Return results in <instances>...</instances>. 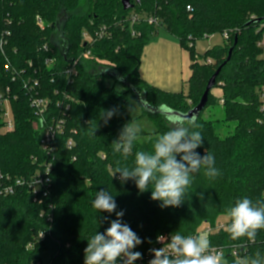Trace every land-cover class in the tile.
Here are the masks:
<instances>
[{"label": "trees", "instance_id": "obj_1", "mask_svg": "<svg viewBox=\"0 0 264 264\" xmlns=\"http://www.w3.org/2000/svg\"><path fill=\"white\" fill-rule=\"evenodd\" d=\"M135 10L158 18L160 23L143 20L131 26L127 17ZM38 16L44 28L37 24ZM258 19L262 21L254 22ZM263 23L264 0H141L130 10H124L121 0H0V88L11 86L17 94L12 101V132L4 129L0 106V173L30 176L38 168L33 159L44 158L39 146L40 133L34 127L36 115L24 88L25 77L13 82V74L25 69V76L36 75L42 83L41 95L54 100L57 89L70 93L73 101L68 129L77 131L75 149L70 151L63 145L54 166L52 237L27 250L34 234L47 226L41 206L33 202L25 189L0 198V264H84L87 240L96 231L104 232L110 221L116 219L115 213H99L92 207L102 188L114 196L117 211H124L122 221L142 239L143 243L134 249L142 253V258L158 244V237L176 232L185 236L205 233L212 247L225 249L223 264H235V254L253 255L258 250L264 254V229L258 230L255 243L246 238L234 241L224 231L228 223L225 212L237 199L246 196L254 203H264V109L259 94L264 85V52L258 46L264 33ZM106 25H110L107 34L97 38L96 34ZM160 29L178 38L190 53L192 73L187 92L159 89L139 73L144 47ZM225 31L229 37L224 44L203 55L197 52L194 44L198 39ZM85 33L94 40H87ZM119 38L125 41V48L115 45ZM236 38L238 43L234 46ZM45 45L53 49L57 65L44 64L50 55L40 49ZM232 47V58L214 87L220 88L221 94L211 91L208 104L214 98L223 101L227 119L243 126L235 134L221 137L215 123L203 118L205 110L197 119L204 144L196 151L201 155L205 149L211 152L220 175L210 180L201 169L195 174L184 202L168 208H161V202L150 199L151 189L139 193L134 181L122 184L118 173L112 178L117 161L131 167L135 151H152L156 138L169 128L165 115L149 112L144 104L187 113L199 103L209 79L225 62ZM125 50L134 53L129 56ZM86 51L91 56L81 60L78 76L69 83L61 75L62 69ZM99 59L116 63L125 75L102 65ZM106 78L114 84H106ZM116 83L128 89L144 114L153 117L159 127L155 136H138L127 160L114 152L112 142L122 127L133 121L134 108L130 97L118 90ZM113 107L118 114L104 124L101 112ZM70 136L66 135L65 140ZM238 143L243 157L253 154L255 159L261 155L254 174L250 164L242 166L246 173L235 166Z\"/></svg>", "mask_w": 264, "mask_h": 264}, {"label": "clouds", "instance_id": "obj_2", "mask_svg": "<svg viewBox=\"0 0 264 264\" xmlns=\"http://www.w3.org/2000/svg\"><path fill=\"white\" fill-rule=\"evenodd\" d=\"M117 114L115 107L106 109L101 112L100 119L107 124ZM167 120L169 128L156 138L152 151H135L131 167L121 166L117 161L112 173V178L119 174L122 184L134 181L139 193L151 189L150 199L161 202V208L179 207L189 195L195 174L201 169L210 180L220 175L214 155L206 149L204 155L196 151L204 144L196 114L173 112ZM140 132L138 123H126L112 142L114 152L127 160L133 154ZM92 207L99 213H115L116 219L110 221L104 232L96 231L87 240L84 264H134L142 259V253L134 249L143 241L122 221L124 211H117L114 196L102 188L97 191ZM225 216L228 223L224 225V231L234 241L246 238L255 243L258 230L264 229V203H254L249 197L237 199L226 210ZM214 249L207 238L176 232L167 237L166 245L149 249L153 258L148 264H223V250ZM235 255V264H264V254L259 250L253 255Z\"/></svg>", "mask_w": 264, "mask_h": 264}, {"label": "built area", "instance_id": "obj_3", "mask_svg": "<svg viewBox=\"0 0 264 264\" xmlns=\"http://www.w3.org/2000/svg\"><path fill=\"white\" fill-rule=\"evenodd\" d=\"M143 20L147 21L149 24L158 25L160 23L159 19L154 16L142 19L141 16L138 15L131 20V26H134ZM37 24L41 28H44V22L39 16L37 17ZM105 28H101L100 32L96 34L97 38L101 39L105 34H107V29ZM262 29L264 30V23L262 24ZM7 34L9 35L10 33ZM133 34H135V32ZM223 35L224 39L229 37V33L227 31H225ZM84 36L87 40H94V38L88 33H85ZM204 37H208V35H205ZM258 46L262 48L264 52V33L258 42ZM40 49L45 53L50 54L44 60V64L46 66L52 67L58 64L57 58L53 55L54 51L52 48H48V46L45 45ZM90 56L91 52L86 51L78 58L73 59L65 68L62 69L61 75L64 76L69 83H73L75 78L78 76V67L81 60L83 58H89ZM207 62H210V60ZM25 74V69L13 74L12 81L15 82L20 76L25 77L23 79L24 88L29 95L30 106L36 115L34 127L40 133L39 146L44 154V158L40 159L39 157H35L33 159V161L38 164V168L37 171L30 176L12 177L10 175L3 176V174L0 173V198L13 196L17 194L18 191L25 189L32 197L33 202L41 206V216L45 218L47 226L35 233L33 239L28 243L27 250H33L36 245L45 242L48 238L53 236L55 204L51 197V190L54 166L57 160V154L63 145L66 144L68 150L70 151L75 149L76 143L74 136L77 134V131L75 129H71L69 132L68 129V122L71 118V102L73 101L71 94L67 91L63 92L57 89L54 92L57 97L56 100L49 96L41 95L40 90L42 83L40 78L36 75L25 76ZM259 94L261 108L264 109V85L259 89ZM16 99L17 94L13 93L11 86L0 88L1 116L6 132H12L15 128L12 101ZM10 110H12L11 114L9 113ZM69 133L71 136L68 140H65L66 135ZM73 160H76V156L73 157ZM167 237L169 236H161V242L158 240V244L153 248H160L166 245ZM213 248H215L214 251L216 249L223 250L225 255L224 248ZM152 258V254L149 252L146 257L139 259L137 262H139L138 264H148L149 260Z\"/></svg>", "mask_w": 264, "mask_h": 264}, {"label": "rangeland", "instance_id": "obj_4", "mask_svg": "<svg viewBox=\"0 0 264 264\" xmlns=\"http://www.w3.org/2000/svg\"><path fill=\"white\" fill-rule=\"evenodd\" d=\"M135 5L137 6L138 4L135 2ZM141 16V18H146L147 14L144 12H138L137 10L131 12L128 15V19L127 20H132L133 18H135L136 16ZM106 27V28H105ZM102 28L105 29H109L110 25H106L103 26ZM111 30H113V28H111ZM168 32L164 29H160L157 33L158 34H164V33ZM165 33V34H166ZM110 34V33H109ZM164 34V35H165ZM224 44V35L221 32H216L213 34H209L208 37H203L200 38L196 41V43L194 44L195 49L198 51V53L200 55H203L207 50L217 46V45H222ZM117 47L118 46H122V47H126V43L125 41H123L122 38H119L117 41V44H115ZM126 54H128L129 56H132V54L134 53L133 50H125ZM101 64L110 68H114V69H118V65L116 63H113L109 60H101L99 59ZM120 70V69H118ZM120 72L122 74H124L123 70H120ZM125 75V74H124ZM106 84H114V81H112L110 78H106L104 79ZM115 87L118 90H122L125 91L126 94L130 97L132 104H133V121L132 122H136L140 125L141 127V132L139 134V136H155L158 134L159 132V127L158 124L156 122V120L151 117L148 114H144L142 106L139 104V102H137V100L135 98H133L132 94L128 91V89H126L123 85L116 83ZM185 92H187V87H185ZM212 92L216 95L221 94V89L220 88H214L212 90ZM9 110V109H8ZM9 113H12V110L9 111ZM203 118L206 120H210L212 122L215 123L216 129L218 131V133L220 134L221 137H225L228 134H235L237 129L242 127V123H240L239 121H233V120H229L227 119L226 116V112H225V104L223 103V101L219 100V99H212L211 102H209L207 108L205 109L204 113H203ZM8 119V118H6ZM248 126V124H247ZM239 142V141H238ZM256 146V145H255ZM243 149L240 150V146L239 143L237 145V150L234 153V161H235V166H237L238 170L242 168L243 165L245 164H250V172L252 171V173L254 174L257 171V167H255V165H258L259 160L261 158V155H259L257 158L254 159V155L252 154L249 158L247 157H243ZM242 173H246V170L244 169V167L242 168ZM222 220V218H220ZM206 226H204L203 228H205ZM202 228V229H203ZM199 236H202L204 238H206L205 233H201Z\"/></svg>", "mask_w": 264, "mask_h": 264}, {"label": "crops", "instance_id": "obj_5", "mask_svg": "<svg viewBox=\"0 0 264 264\" xmlns=\"http://www.w3.org/2000/svg\"><path fill=\"white\" fill-rule=\"evenodd\" d=\"M164 34H155L144 47L139 73L146 82L159 89L185 92L192 73L190 53L178 38Z\"/></svg>", "mask_w": 264, "mask_h": 264}, {"label": "water", "instance_id": "obj_6", "mask_svg": "<svg viewBox=\"0 0 264 264\" xmlns=\"http://www.w3.org/2000/svg\"><path fill=\"white\" fill-rule=\"evenodd\" d=\"M121 2H122V6H123L124 10H130V9H133L135 7V2L137 4H139L141 2V0H121ZM261 21H262V19H258V20L254 21V22L259 23ZM252 23L253 22H250L249 24H252ZM237 43H238V38L235 39L234 46ZM233 51H234V47H232L230 49L228 57L225 60V62L221 66H219V68L216 70V72L209 79V81L207 83L206 90H205L203 96L201 97L199 103L194 108L189 110L187 113H189L190 115L192 113H195L196 116H197V119H198V117L201 115V113L205 110V108H206V106L208 104L209 94L212 91V89L216 86L217 78L220 75L223 67L226 65V63H228L231 60ZM144 107L151 113H161V114L165 115L166 117L172 115L173 112H178V111L171 110V109H169L167 107H161V108L157 109V108L145 105V104H144ZM178 113H181V112H178Z\"/></svg>", "mask_w": 264, "mask_h": 264}]
</instances>
